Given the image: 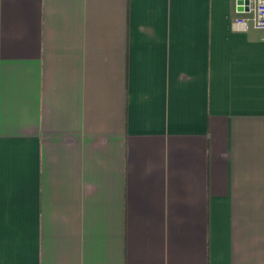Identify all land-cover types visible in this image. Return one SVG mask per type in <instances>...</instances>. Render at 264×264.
<instances>
[{"label": "crops", "instance_id": "1", "mask_svg": "<svg viewBox=\"0 0 264 264\" xmlns=\"http://www.w3.org/2000/svg\"><path fill=\"white\" fill-rule=\"evenodd\" d=\"M234 1L0 0V264H264Z\"/></svg>", "mask_w": 264, "mask_h": 264}, {"label": "built area", "instance_id": "2", "mask_svg": "<svg viewBox=\"0 0 264 264\" xmlns=\"http://www.w3.org/2000/svg\"><path fill=\"white\" fill-rule=\"evenodd\" d=\"M233 7L235 16L230 24L232 30H264V0H235Z\"/></svg>", "mask_w": 264, "mask_h": 264}]
</instances>
